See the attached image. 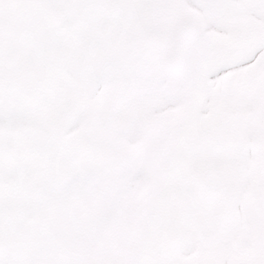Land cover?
<instances>
[{
    "label": "snow or ice",
    "instance_id": "1",
    "mask_svg": "<svg viewBox=\"0 0 264 264\" xmlns=\"http://www.w3.org/2000/svg\"><path fill=\"white\" fill-rule=\"evenodd\" d=\"M0 264H264V0H0Z\"/></svg>",
    "mask_w": 264,
    "mask_h": 264
}]
</instances>
